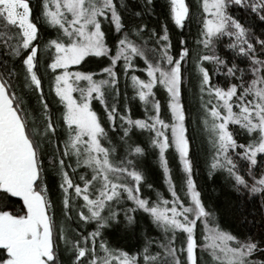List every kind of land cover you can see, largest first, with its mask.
Returning a JSON list of instances; mask_svg holds the SVG:
<instances>
[{"label":"snow or ice","instance_id":"1","mask_svg":"<svg viewBox=\"0 0 264 264\" xmlns=\"http://www.w3.org/2000/svg\"><path fill=\"white\" fill-rule=\"evenodd\" d=\"M198 11L185 0H139L138 9L128 0H42L34 15L32 0H0V264H202L198 249L213 264H264V0H202ZM191 19L198 31L189 46ZM21 80L42 132L16 93ZM157 86L167 94L164 112ZM129 88L146 118H132ZM205 138L208 178L220 174L229 202L242 208L232 222L195 180L197 139ZM149 149L171 199L145 197ZM137 213L162 238L146 239L135 255L110 248L105 230L133 231ZM249 217L258 230L241 239L234 232Z\"/></svg>","mask_w":264,"mask_h":264},{"label":"trees","instance_id":"2","mask_svg":"<svg viewBox=\"0 0 264 264\" xmlns=\"http://www.w3.org/2000/svg\"><path fill=\"white\" fill-rule=\"evenodd\" d=\"M129 4H136L137 9L139 6V0H128ZM159 3H163V0H158ZM185 2L189 5L191 12L194 16L199 15L198 11V4L202 3V0H185ZM42 3V0H32V6L34 9V15L35 12L39 10V5ZM239 15V13H236ZM163 17H161V20ZM150 20L151 26H156L155 20ZM197 23L195 19H191L186 28L184 29V35L188 37L189 40V46H192L195 40V37L197 35ZM259 31V30H258ZM43 36L46 38L54 37L53 33L46 29L44 33H42ZM227 39V38H225ZM173 40L175 42V36L173 37ZM0 52H2V49H0ZM6 58L3 55H0V61L5 60ZM141 66H143V62H140ZM242 67H245L246 64H242ZM72 70H75L73 68ZM40 74L43 75V69H40ZM141 78H146V75L144 73H138ZM123 79V78H122ZM223 77H220V81L223 82ZM213 82H216V78H213ZM45 91H47V82L45 83ZM123 86L121 88V93L123 96ZM155 97L157 100L161 102L163 105V108L167 107V94L164 91L163 87L157 86L154 89ZM17 95L21 96L24 101V107L25 110L29 114V122L30 124H33V126L36 128L37 132H42V127L40 125V113L38 110L37 102L35 95L28 89L23 88L22 80L18 84L16 89ZM128 96H129V107L131 109V116L133 119H144L146 118L145 113V106L139 101L138 97L136 99H131L133 93L131 88L127 90ZM77 96V94H74ZM185 99L188 102V108L189 112L195 113L196 111V104L198 103L197 99H193L187 89L185 90ZM97 110H101L100 106L94 101L93 102ZM121 104L123 106V100L121 101ZM149 107V106H148ZM150 109V108H149ZM169 114L166 113V117ZM237 127L238 126H234ZM195 125L192 123L191 115L189 118V129L190 132L194 130ZM140 140H143L141 137ZM241 142L243 140L241 139ZM206 142L203 144L200 143L199 139H197V149H198V160L196 163V166L194 168L195 173V180L197 184L200 186V189L203 191L204 199L207 203L214 206L215 208L219 209L218 215H222L226 220L232 222L234 215H239V213L242 211V208L240 205H238L235 201L229 202L228 198L224 194L225 190L223 189L224 180L223 177L220 174H217V176L214 179H209L207 175V168L205 166L204 160L206 153L209 151L210 146L207 148ZM168 162H169V168L171 170L172 177L174 179V182L179 189L183 174L181 170L178 167V158L174 156V154H168L167 156ZM262 162H264V157L260 158ZM143 168L145 170L148 182L152 185L151 189H148L147 186L144 188V194L145 197H150L153 201L157 198V193H159L161 196L171 199V196L168 192V186L164 181L163 178V170L160 167L158 158L154 156L151 152V149H149L148 155L143 161ZM50 185L53 187V192L55 194V181L57 180V177L50 176ZM181 196L183 193H180ZM13 203H15V198H13ZM249 212H254V209L251 204L248 205ZM136 219L139 220L141 223H138L136 227V234L135 236H132L129 240L127 239H121L115 236L116 230H112L114 228H117L116 226L113 228H109L105 230L103 234L104 241L109 245H114L117 249L129 252L130 255H135L137 251H142L143 246L145 244L146 239H154V240H160L162 238V233L157 230V228L151 224L150 220L146 218V214L143 213H137ZM59 219V216H58ZM258 219V218H257ZM258 229L252 227L251 225V217H249V224L247 226H241L238 227L234 234L240 236L241 239L244 238L245 235L251 233H255ZM89 231H91V228H89ZM127 231V230H126ZM203 232V225L200 226V228L197 230V237L201 244L205 243L204 236L201 235ZM152 251L155 252L156 245L152 244ZM198 255H202V264H213L211 257L208 255L207 252L200 253V250H197ZM68 254L65 253V260L67 261Z\"/></svg>","mask_w":264,"mask_h":264},{"label":"rangeland","instance_id":"3","mask_svg":"<svg viewBox=\"0 0 264 264\" xmlns=\"http://www.w3.org/2000/svg\"><path fill=\"white\" fill-rule=\"evenodd\" d=\"M49 31H51L53 33V36H55V32L52 31L51 29H48ZM74 94H77V97H78V93H74ZM76 96V95H74ZM149 108L151 109V105H149ZM164 109L166 108H162V112H164ZM164 116L166 117V112L164 113ZM137 136H139V139L142 137L143 140H145V142H147V133H145L144 135H140L139 133H137ZM205 142H206V138H205ZM207 148L209 147V145L207 144V142L205 143ZM147 218V217H146ZM121 219H123L122 215H121ZM135 219H136V215H135ZM150 220V219H149ZM138 223H141L139 220L136 219V224H135V228L133 231H126L123 229L122 225H117L116 227L117 228H114L112 230H116V233H115V236L118 237V238H121V239H130L132 238V236H135L136 234V227L138 225ZM151 223V222H150ZM158 230V229H157ZM159 231V230H158ZM108 246L112 249H117L114 245H109Z\"/></svg>","mask_w":264,"mask_h":264}]
</instances>
